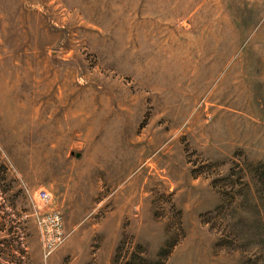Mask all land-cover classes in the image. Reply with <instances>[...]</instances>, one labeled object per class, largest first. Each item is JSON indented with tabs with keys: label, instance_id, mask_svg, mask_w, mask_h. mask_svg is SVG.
<instances>
[{
	"label": "rangeland",
	"instance_id": "374dc122",
	"mask_svg": "<svg viewBox=\"0 0 264 264\" xmlns=\"http://www.w3.org/2000/svg\"><path fill=\"white\" fill-rule=\"evenodd\" d=\"M0 264H264V0H0Z\"/></svg>",
	"mask_w": 264,
	"mask_h": 264
},
{
	"label": "built area",
	"instance_id": "2783aa9c",
	"mask_svg": "<svg viewBox=\"0 0 264 264\" xmlns=\"http://www.w3.org/2000/svg\"><path fill=\"white\" fill-rule=\"evenodd\" d=\"M40 192H41L43 198H47L49 196V193L46 192L43 189ZM56 225H59L60 228H61V223L60 222H57ZM61 234H62V231L58 229L57 230V235H58L59 238H61Z\"/></svg>",
	"mask_w": 264,
	"mask_h": 264
}]
</instances>
